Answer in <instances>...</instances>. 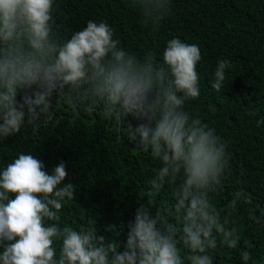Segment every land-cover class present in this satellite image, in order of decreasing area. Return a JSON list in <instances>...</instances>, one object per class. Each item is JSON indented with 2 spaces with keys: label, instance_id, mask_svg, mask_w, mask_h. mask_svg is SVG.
<instances>
[{
  "label": "clouds",
  "instance_id": "clouds-1",
  "mask_svg": "<svg viewBox=\"0 0 264 264\" xmlns=\"http://www.w3.org/2000/svg\"><path fill=\"white\" fill-rule=\"evenodd\" d=\"M54 3L0 0V140L49 111L54 93L70 95L102 104L106 118L137 120L134 126L127 121V137L160 166L153 170L148 196L141 192L121 242L97 235L94 224L61 225L58 213L66 200H74L76 188L63 183L65 163L49 172L32 154H18L0 170V264H213L211 251L236 249L241 235L235 214L248 196L241 189L224 208L216 206L213 194L229 167L228 144L185 108L200 96L199 46L172 38L160 65L151 54L138 59L113 38L106 21L92 20L62 41ZM129 3L144 24L172 7L171 0ZM230 68L229 60L217 61L212 89L221 91ZM165 185L174 189V203L153 212ZM251 218L260 224L259 217ZM240 259L256 264L247 249Z\"/></svg>",
  "mask_w": 264,
  "mask_h": 264
},
{
  "label": "trees",
  "instance_id": "trees-1",
  "mask_svg": "<svg viewBox=\"0 0 264 264\" xmlns=\"http://www.w3.org/2000/svg\"><path fill=\"white\" fill-rule=\"evenodd\" d=\"M171 3L170 14L148 24L129 0H55L53 15L62 41L89 20L106 21L128 52L140 60L151 54L160 65L172 38L199 46L200 96L186 101L185 108L228 144L229 167L213 199L224 208L236 191L248 196L238 202L235 214L241 235L237 248L210 254L213 264H242L240 252L247 249L256 264H264V123L257 125L264 120V0ZM223 59L232 68L226 69L224 87L217 92L211 83L217 61ZM52 102L34 123L25 121L18 133L0 140V170L22 152L40 159L49 172L63 161L68 173L63 183L76 188L74 200H66L58 213L59 223L77 228L94 224L97 235L125 242L141 192L148 196L149 180L160 166L127 137V121L133 126L138 121L131 116L122 122L106 118L102 104L70 95L54 93ZM173 190L164 186L153 212L165 202L174 203Z\"/></svg>",
  "mask_w": 264,
  "mask_h": 264
}]
</instances>
